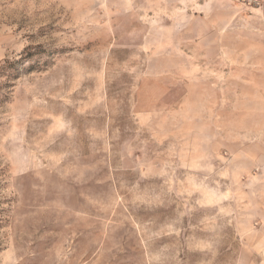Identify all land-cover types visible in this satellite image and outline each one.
<instances>
[{"label":"rangeland","instance_id":"rangeland-1","mask_svg":"<svg viewBox=\"0 0 264 264\" xmlns=\"http://www.w3.org/2000/svg\"><path fill=\"white\" fill-rule=\"evenodd\" d=\"M0 264H264V0H0Z\"/></svg>","mask_w":264,"mask_h":264},{"label":"crops","instance_id":"crops-1","mask_svg":"<svg viewBox=\"0 0 264 264\" xmlns=\"http://www.w3.org/2000/svg\"><path fill=\"white\" fill-rule=\"evenodd\" d=\"M73 1L75 2L76 0H63V2H65L66 4H72ZM83 2L86 1L88 4H92L93 6H100V4L102 3V0H82ZM260 63V59L259 57H257V63Z\"/></svg>","mask_w":264,"mask_h":264},{"label":"built area","instance_id":"built-area-1","mask_svg":"<svg viewBox=\"0 0 264 264\" xmlns=\"http://www.w3.org/2000/svg\"><path fill=\"white\" fill-rule=\"evenodd\" d=\"M254 1H256V2H259V3H260L262 0H254Z\"/></svg>","mask_w":264,"mask_h":264}]
</instances>
